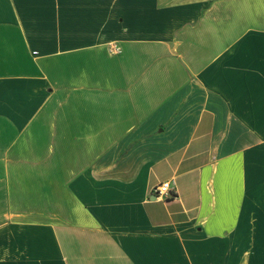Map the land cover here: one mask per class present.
I'll return each instance as SVG.
<instances>
[{
	"label": "crops",
	"instance_id": "obj_1",
	"mask_svg": "<svg viewBox=\"0 0 264 264\" xmlns=\"http://www.w3.org/2000/svg\"><path fill=\"white\" fill-rule=\"evenodd\" d=\"M0 264H264V0H0Z\"/></svg>",
	"mask_w": 264,
	"mask_h": 264
},
{
	"label": "built area",
	"instance_id": "obj_2",
	"mask_svg": "<svg viewBox=\"0 0 264 264\" xmlns=\"http://www.w3.org/2000/svg\"><path fill=\"white\" fill-rule=\"evenodd\" d=\"M114 51L115 48H113ZM152 193L159 199H169L174 197L173 188L168 182H161L152 188Z\"/></svg>",
	"mask_w": 264,
	"mask_h": 264
}]
</instances>
